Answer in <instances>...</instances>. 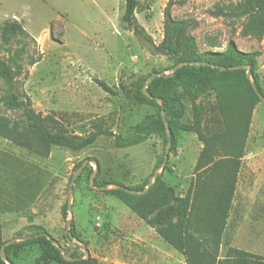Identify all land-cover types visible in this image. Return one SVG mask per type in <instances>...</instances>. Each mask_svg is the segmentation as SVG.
I'll use <instances>...</instances> for the list:
<instances>
[{"label": "rangeland", "instance_id": "1", "mask_svg": "<svg viewBox=\"0 0 264 264\" xmlns=\"http://www.w3.org/2000/svg\"><path fill=\"white\" fill-rule=\"evenodd\" d=\"M167 2L136 0V20L155 44L163 36ZM242 2L172 0L168 14L174 20L190 22L188 33L199 52L222 51L230 40L241 51L258 52L256 78L264 93V32L261 37L254 35L261 20L242 15L238 9ZM123 12V0H0V117L24 119L22 109L10 101L14 92L20 99L28 98L35 112L50 114L70 133L85 135L95 125L109 133L80 151L53 146L46 157L0 137V236L3 241L19 240L46 231L70 256H81V249L66 244L64 230L70 214L68 210L64 214V205L69 184L83 164L73 182L70 235L89 251L82 260L92 258L97 264H186L181 253L109 193L118 183L145 189L149 177L161 171L164 132L126 148L116 147L115 140L132 138L133 126L158 110L151 104L133 102L130 80L153 70L169 74L174 65L164 55L151 54L147 42L132 29L121 27ZM10 20H16L25 34L4 43L1 25ZM95 79L103 80L117 94L104 91ZM250 80L240 77L227 82L219 93L216 88L207 89L197 100L195 114L183 84L173 81L167 87V94L182 100L184 114L174 124L165 115L174 141L161 174L180 196L189 190L204 146L208 144L213 153L219 151L213 140L205 137L208 119L216 114L217 98L232 94L226 105L236 117L233 120L243 125L248 119L219 258L226 257L229 248L264 258V105L252 92ZM92 175L93 187L89 184ZM101 186L107 189H96ZM15 243L18 245L6 264H68L41 259L45 255L33 240Z\"/></svg>", "mask_w": 264, "mask_h": 264}, {"label": "trees", "instance_id": "2", "mask_svg": "<svg viewBox=\"0 0 264 264\" xmlns=\"http://www.w3.org/2000/svg\"><path fill=\"white\" fill-rule=\"evenodd\" d=\"M123 1L124 12L120 18L121 27L132 29L138 38L147 42L151 54L166 56L168 60L174 62L173 67L183 61H205L223 67L225 70L212 67L209 64L183 65L172 75L169 73L167 76H157L147 85L146 91L154 98L147 97L143 92V87L151 74L157 71L136 74L128 84L133 88V102L151 104L157 106L158 110L146 115L133 126L134 136L132 138L115 140L116 147L126 148L143 143L151 135L160 132H164L166 142L161 106L157 99H162L164 115L168 117L170 124L176 123L184 114L182 100L173 94H167L168 84L173 81L183 84L184 93L194 114L198 109L197 100L203 96L207 89L216 88L219 93L227 82H234L240 77L247 80L246 69H228L231 66L250 65L253 83L264 96L256 78L258 52L241 51L233 40H230L222 51L199 52L193 37L188 33V29L191 27L190 22L174 20L169 16L168 8L172 5V0H168L163 13L162 39L155 44L136 20V0ZM238 9L242 15L260 18V29L253 34L261 37L264 32V0H243ZM22 34H25V30L16 20L4 21L1 25V40L4 43L10 42ZM243 34L249 35L246 32ZM95 81L107 93L117 94V91L103 80L95 79ZM251 89L256 94L252 87ZM231 95L217 98L216 114L209 117L205 127V137L207 135L209 140H213L211 142L213 147L218 148L219 151L213 153L208 144L204 146L198 156L194 177L186 195L176 194L174 188L162 180L161 173L155 177L152 186L140 195L130 194L121 188L109 190V193L127 204L138 217L181 253L186 264H264V258L235 248H229L228 255L224 258L218 256L221 233L229 217L248 128V119L243 125L233 120L236 117L231 114L226 105L228 97ZM10 101L16 103V108L22 109L24 119L9 121L7 118L0 117V137L39 156H48L53 146L80 151L92 145L98 136L109 134L101 125L93 126L85 135L70 133L50 114L42 116L35 112L28 98L20 99L17 93L12 92ZM197 133L204 137L203 132L198 131ZM172 140L174 141V138ZM172 149L174 150V142ZM165 168H169L168 165ZM118 184L124 186L121 183ZM157 188H159L158 191H156ZM131 189L143 190L144 186ZM67 207L65 204L64 214L68 210ZM72 226L73 224L69 230L70 235H72ZM39 232L46 231L39 230L36 233ZM30 240L39 244L45 255H42L44 257L41 259L46 258L68 264H97L96 260L92 258L67 262L63 259L58 248L44 236ZM5 242L0 236V248ZM17 245L14 242L5 246L7 260L11 250ZM0 264H6L1 255Z\"/></svg>", "mask_w": 264, "mask_h": 264}, {"label": "water", "instance_id": "3", "mask_svg": "<svg viewBox=\"0 0 264 264\" xmlns=\"http://www.w3.org/2000/svg\"><path fill=\"white\" fill-rule=\"evenodd\" d=\"M186 64H202V65H208L209 63L208 62H188V61H183V62H179L177 63L173 68H172V71H171V75L178 69L180 68L181 66L183 65H186ZM210 66L212 67H216V68H219L221 70H225V68L223 67H220V66H217V65H213V64H209ZM246 69V75H247V78L251 79L252 78V71H251V66L250 65H237V66H231L229 67L228 69L230 70H234V69ZM168 74H166L165 72L163 71H160V72H154L151 74V76L148 78L147 82L145 83L144 87H143V92L144 94L149 97V98H154V96H152L149 92L146 91V87L147 85L157 76H167ZM250 84H251V87L253 88V90L256 92L257 96L259 97V99L261 100V102L263 103L264 105V96L263 94L257 89V87L255 86V84L253 83L252 80H250ZM157 101L159 102L160 106H161V116H162V120H163V123H164V126H165V130H166V148H165V155H164V159H163V162H162V168H161V171L163 169V167L166 165L167 163V158H168V153H169V150H170V147H171V142H172V137H171V131H170V128H169V125H168V122L165 118V115H164V111H163V101L161 98H158ZM82 165H80V167L78 168L77 172L75 173V175L73 176L70 184H69V188H68V197H67V206H68V212L70 214V219L67 220L66 222V227H65V230H64V236L66 238V244L68 246H72V247H77L79 249L82 250V255L81 256H78V257H72L69 255V253L66 251V249L60 245V243L54 239L49 233L47 232H39V233H35V234H32V235H29V236H24L22 238H20L19 240H16V239H10L8 241H6L0 248V255L2 257L3 260L7 261V257H6V254H5V246L8 245V244H11V243H14V242H20V241H26V240H30V239H34V238H38V237H41V236H44L46 237L54 246H56L58 248V250L60 251L62 257L64 260H66L67 262H73V261H78V260H82L83 258H85L86 256H88L89 254V251L87 249V247L85 245H80L76 242H74L71 238H70V234H69V230H70V227L72 225V212H71V196H72V191H73V182H74V179L75 177L77 176L79 170L82 168ZM160 172H155L153 173L150 177H149V181L147 183V186L144 190H135V189H131V188H127L125 186H122L120 184H114L113 188H121L123 190H125L126 192L130 193V194H134V195H140V194H143L145 193L149 187L151 186L152 184V180L158 175L161 173ZM93 178L94 176L92 175L89 179V184L91 187H93L92 183H93ZM98 190H106L107 189V186H101V187H98L96 188ZM10 264V263H9Z\"/></svg>", "mask_w": 264, "mask_h": 264}]
</instances>
